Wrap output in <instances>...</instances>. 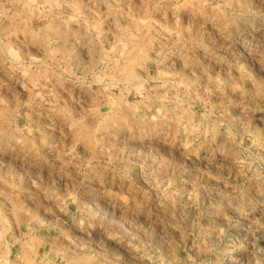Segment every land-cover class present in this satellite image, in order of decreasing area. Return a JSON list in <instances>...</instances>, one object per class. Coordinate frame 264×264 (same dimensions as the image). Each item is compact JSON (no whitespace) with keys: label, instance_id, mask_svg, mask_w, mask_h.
<instances>
[{"label":"rangeland","instance_id":"obj_1","mask_svg":"<svg viewBox=\"0 0 264 264\" xmlns=\"http://www.w3.org/2000/svg\"><path fill=\"white\" fill-rule=\"evenodd\" d=\"M0 240L1 264H264V0H0Z\"/></svg>","mask_w":264,"mask_h":264},{"label":"bare ground","instance_id":"obj_2","mask_svg":"<svg viewBox=\"0 0 264 264\" xmlns=\"http://www.w3.org/2000/svg\"><path fill=\"white\" fill-rule=\"evenodd\" d=\"M77 1H79V0H77ZM79 8V7H78ZM109 13V12H108ZM58 26H59V24H58V22L56 21V20H51V22L47 25V26H45L43 29H42V31H41V37L40 38H43V39H45L47 36V34H48V30H50V34H52V32H54L56 35H59L60 37L61 36H63V31H61V30H58ZM64 27V26H63ZM65 28V27H64ZM63 28V29H64ZM62 29V28H61ZM65 30H66V28H65ZM51 36H53V35H51ZM129 36V35H128ZM50 37V36H49ZM65 38H66V36H65ZM136 37H133L132 39H130V42L131 43H134V41L136 40L135 39ZM48 39V38H47ZM139 39H142V37L141 38H139ZM46 41V40H45ZM143 41V40H142ZM44 42V41H43ZM141 42V41H140ZM45 43V42H44ZM48 43V42H47ZM138 43H139V41H138ZM137 44V43H136ZM144 44V43H143ZM142 45V44H141ZM68 46V45H67ZM133 46V45H132ZM133 47H135V46H133ZM131 51V50H130ZM129 51V52H130ZM149 60V56H148V52H147V50H144L142 47L138 50V52L136 53V55H134V57L132 58V60L130 61L131 62V64L127 67H124V71L125 72H127V73H129V75H132V74H134V66L137 64V62H146V61H148ZM129 62V63H130ZM125 64H127V62L125 63ZM82 127V126H81ZM84 134H86V133H84ZM88 135V134H87ZM86 135V136H87ZM83 136V135H82ZM86 136H83V137H85V138H87ZM86 140H88V139H86ZM89 141V140H88ZM4 214V213H3ZM7 214V213H6ZM19 217V216H18ZM6 223H7V221H6ZM2 242V240H0V243ZM4 244H6L5 242H4ZM1 245H3V242H2V244ZM8 246H9V244H8ZM8 248V247H7ZM6 248V249H7ZM9 253H11V249L10 248H8L7 249V251H6V254H9ZM1 254V253H0ZM3 255H5L4 253H2ZM1 254V255H2ZM4 257V256H3ZM1 258V257H0ZM2 259V258H1ZM1 264V263H0ZM3 264V263H2Z\"/></svg>","mask_w":264,"mask_h":264}]
</instances>
